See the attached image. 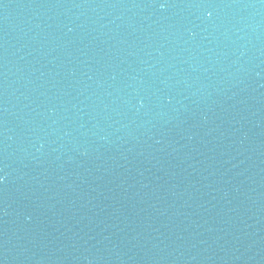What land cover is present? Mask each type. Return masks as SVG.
<instances>
[{"label":"water","instance_id":"95a60500","mask_svg":"<svg viewBox=\"0 0 264 264\" xmlns=\"http://www.w3.org/2000/svg\"><path fill=\"white\" fill-rule=\"evenodd\" d=\"M0 264H264V0H0Z\"/></svg>","mask_w":264,"mask_h":264},{"label":"snow or ice","instance_id":"6c2138e0","mask_svg":"<svg viewBox=\"0 0 264 264\" xmlns=\"http://www.w3.org/2000/svg\"><path fill=\"white\" fill-rule=\"evenodd\" d=\"M0 179H2V178H0Z\"/></svg>","mask_w":264,"mask_h":264}]
</instances>
